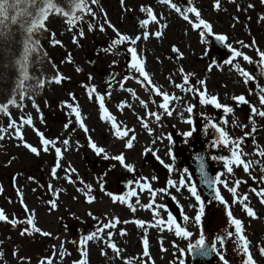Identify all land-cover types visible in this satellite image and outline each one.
Here are the masks:
<instances>
[{
	"label": "rangeland",
	"instance_id": "rangeland-1",
	"mask_svg": "<svg viewBox=\"0 0 264 264\" xmlns=\"http://www.w3.org/2000/svg\"><path fill=\"white\" fill-rule=\"evenodd\" d=\"M173 2L182 8L187 4V0H173ZM237 2L241 7H245L249 0H237ZM251 2L256 5L254 9L237 12L234 4L227 3V0H221V10L217 12L212 7L213 0H193L194 6L200 9L202 18L212 23L214 33L225 34L228 37L226 43L232 44L234 48L251 57L253 60L251 64L244 61L242 57L233 59L223 44L221 47L216 45L214 37L206 36L208 43L201 44L199 30H192L191 25L176 12L169 10L166 6L159 5L157 0H125L126 6L132 8V11L128 12L120 8L119 0H99L97 5H91L93 10L97 12V18L93 19L86 14L74 29V32L81 30L84 32L83 38L79 39V46L72 43L74 32L67 31V25L61 19L52 17V22L48 26L56 32V39L63 42V47L51 46L44 39H42V46L47 53L48 60L56 65L55 69L52 68L53 74L58 70L71 79L64 80L60 85L45 84L41 98H34L35 103L40 108V114L32 107L33 101L27 98L23 102L22 110L11 113L17 121L20 116L31 115L35 128L49 139L68 138L72 128H76V131L71 132L69 150L63 153L61 168L57 170L58 179L55 180L51 179L49 175L50 168L55 162L53 152L44 153L41 151L39 156H35L9 135H5V138L0 140V187L3 188V192L0 193V209L4 210L9 219L16 217L23 220L26 217L27 214L16 196L17 188H19L24 194L25 204L35 213L37 226L52 234L49 237L39 234H34L32 237H22L19 235V230L26 225L18 224L17 228L13 229L9 224L0 221V241H3L0 243V252H3L0 264H21L12 255L13 251L16 250H19L20 256L25 257L24 264H39V261L45 257L52 259L53 264H73L79 259V240L84 235L95 231L97 227H101L104 221L113 216L118 217L121 223L115 229H104V232L111 231L113 233L112 241L121 249V254L117 257L110 249H106L107 255L102 256L100 255V248L105 247L104 242L89 241L86 245L89 264H125V260H131L132 264H145L146 260L147 264H152V261L154 264H177L179 255L172 246L173 242L184 248L189 241L175 237L174 230L168 231L166 225L162 230L153 228L149 224H145L144 227L136 226L131 221L140 219L155 223L152 211L137 205L135 203L137 197L127 198L128 202L135 207V212L127 204L113 203L109 196L100 191L98 181L102 177L105 192L118 196L135 190L140 204H147L151 199L147 190L141 192L137 187L135 181L140 177L148 178L154 190L168 188L171 195L176 196V201H173L170 196L158 194L155 203L167 206L168 212L173 215L177 222L193 233L191 242L194 243L198 238V229L192 219L187 223L183 221L181 209L189 217H194L196 208H190L188 205L195 204V200L189 196L186 188H181V191L177 193L175 188L167 185V180L172 179L178 184L183 175L186 183H192L196 172L193 166L194 155L200 154L199 151H202L201 148L204 146L208 148V163L212 165L214 176L216 177L218 173L225 171L222 162L213 160L212 157L230 156V152L222 145L212 146V141L218 137V134L208 126L209 120L220 125L222 116L227 123L220 126L228 132L230 137H243V151L253 153L252 155H245L243 159L257 162L250 166L251 175L245 173L242 166L233 165V175L229 177L225 174L222 178L227 179L229 184L233 180H240L237 194L247 193L249 200L246 203H249L261 217V219L251 220L243 213L239 204H232L230 207L234 217L240 218L244 223V234L250 241L249 247L256 264H264V257L258 254V246L264 245V207L258 203V198L251 192L253 187L260 188V184L254 181L252 177L258 178L261 174L259 169L264 166V158L254 154L256 150H264V118L252 115L247 105L237 106L231 99L233 95H244L248 101L259 108L258 96L254 94L257 91L256 84L264 87V75H261L259 57L254 48H241L236 43L237 40L250 43L252 39H255L256 47L264 51V22L257 23L258 15L264 14V6L259 4V0H251ZM140 6H151L155 13L166 18L161 21V23L166 24L162 30V36L159 39L150 36L148 41L139 45L145 61V70L150 74L153 82L162 90L182 98L180 102L171 101L170 107L173 104L176 105L173 115H161L158 122L155 121L154 117L146 116V111L161 112L162 110L157 107L161 97L149 95L136 83L135 79L125 81V87L133 89L139 100L146 102L148 106L146 110L140 105L139 100H134L130 93L119 89L115 81L121 80L125 74L137 75L128 69L131 57L125 54V45L118 46L116 49L121 53L120 55L103 52L102 49L108 47L114 34L107 28L102 33L97 27L103 19L102 14L99 13V8L103 7L108 19L122 33L139 34L142 29L138 21L147 18L145 13L139 11ZM234 16L238 17L239 22L233 21L232 17ZM190 18L195 19L191 14ZM89 25H92L91 31ZM158 29V24L150 22L146 30L154 32ZM173 46H176L183 53L182 58H177L178 54L172 52ZM205 49L208 52L207 56L203 55ZM69 54L72 56L71 63L64 59ZM213 60L217 63L209 71L208 66ZM225 60L238 63L255 78L254 81L249 82L248 85L242 83L243 78L230 64H225ZM113 61L116 63L113 64ZM77 67L81 69L79 73L75 71ZM181 67L185 73H194L190 77V84L200 87L196 82L198 79H203L206 82L207 92L216 95L221 104L232 106L233 112L225 115L222 108L215 109L211 105L201 106L198 97H194L190 92L185 93L174 88L167 77L173 75L175 82L182 83V77L178 71ZM89 75L92 76L91 81L87 79ZM47 79L50 80L51 78L47 77ZM107 82H112V95L105 98L106 107L110 114L116 117L118 123L134 130L136 139L133 141L132 149H125L123 141L116 139L109 133V125L98 118V106L86 99L85 89L81 87L85 83L92 84L98 92L103 93L108 90ZM69 92L74 93L77 98L76 102L81 108V115L89 129L92 140L98 146L105 147L110 154L123 152L126 163L133 164L134 172H127L116 161H105L95 156L86 146L87 136L74 123L70 125L67 131L63 129V124L67 122L69 117L66 115V110H62L60 102L69 100L67 95ZM153 100L157 103L154 104ZM121 101H125L131 107L126 106L123 110H119L117 105ZM189 103L195 105L191 114L192 125L184 122L188 116L185 108ZM40 115H42L44 123L40 122ZM138 116L145 117L146 123L152 129L151 135L141 126ZM246 116H252V120L255 121L256 132L251 137L243 136L244 132L249 131L251 127ZM72 119L74 120V117ZM7 123L8 118L0 114V126L6 127ZM240 124L247 126L242 129ZM192 128L195 129L192 136L185 138L181 135L182 132ZM22 134L25 141L33 146H38L39 138L31 128L24 126ZM169 135L172 136L171 144L166 138ZM157 137H162V139H157ZM252 139H255V145L252 144ZM153 140H156L155 144L152 143ZM76 142L81 145L79 148L75 147ZM145 148L151 149L156 155L153 156L151 152H145ZM169 149L172 152L171 157L167 155ZM157 156L165 163L173 165L171 173L160 164ZM9 160L12 161L11 164L8 163ZM69 163L77 170L79 177L85 184L92 185L91 195L95 197L92 204L85 201L83 191H76L77 187L84 188L79 181L75 184H69L63 179L65 175L63 168ZM114 164L116 167H113ZM185 169H187L186 173ZM30 176L34 177V181L28 179ZM72 176L75 179L76 174L73 173ZM153 176L157 179L152 180L151 177ZM187 177H191L192 180H187ZM129 181H133V183L129 184ZM49 183L53 185L54 189L61 190L58 193V199L53 196L52 192L47 191L46 185ZM195 185L200 194L201 189L196 181ZM216 189L221 192L226 201L231 202V194L222 184H217ZM52 199H56L58 207L50 211L48 201ZM202 202L204 203V213L201 217V227L206 242L210 244L217 235L224 236V247L219 249V245H217L218 249L223 252L229 264H241L242 253L238 251V246L234 243L235 237L228 238L225 235L226 230L234 232V228L227 224L223 205L215 201L214 197ZM89 211L97 219L93 220L89 217L87 215ZM157 211L166 220L164 210L157 209ZM125 220L129 223H123ZM121 228L126 230L127 235L123 237L119 235L118 229ZM145 239L148 241L151 260L142 254ZM62 242L64 250L68 253L63 260L59 257ZM161 244L165 249L164 251H161ZM208 256H211V261L208 264H222L215 253L209 252ZM183 259H185L186 264H205L206 257H198L197 262H193L192 256L186 253Z\"/></svg>",
	"mask_w": 264,
	"mask_h": 264
},
{
	"label": "snow or ice",
	"instance_id": "snow-or-ice-1",
	"mask_svg": "<svg viewBox=\"0 0 264 264\" xmlns=\"http://www.w3.org/2000/svg\"><path fill=\"white\" fill-rule=\"evenodd\" d=\"M98 3L99 0H0V45L5 48H9L13 43L18 45L15 50H11V54L8 57L7 63L5 65L6 67H11L13 71L16 72V77L13 86L8 90V95L6 96L5 101L0 102V114L8 118L7 126H0V140H3L5 138V135H9L10 137L18 141L19 145H21L29 153L35 156H39L41 151L44 153L53 152L55 156V162L54 165L50 168L49 172V175L53 180L58 179L57 170L61 168L63 153L69 150L71 132H75L76 128L71 129L68 138L61 139L60 137H57L56 139H49L46 138L42 132L35 128L31 115L20 116L19 120L17 121L13 118L10 108H17L22 110L24 106L23 102L27 98L33 101L32 107L38 114H40V108L34 101L35 94L40 89H43L46 83H55L56 85H60L64 80L71 79V77L64 76L58 70L54 73L50 80L47 78H42L39 74L36 75L35 78H33L32 74L30 73L29 67L33 63H40L41 56H47V53L42 50L41 38H43L51 46L59 45L63 47V42L56 39V32H54L48 26L52 22V17L59 16L64 18L62 22L67 25L66 30L69 32H74L77 23L83 19L84 14H87L93 19L97 18V12L93 10L91 5H97ZM157 3L159 5L166 6L169 10L176 12L184 21L191 25L192 30H199L198 34L201 44L208 43L205 38L206 36L214 37L216 41L222 43L224 47L228 49L233 59L242 57L244 61L250 64L253 63L251 57L234 48L232 44L226 43L228 37L225 34L214 33L212 23L202 18L201 11L194 6L193 0H187V4L183 8L177 3H174L173 0H157ZM227 3L234 4L236 6L237 12H246L249 9H254L256 7V5L251 2V0H249L245 7H241L237 0H227ZM119 4L120 8L123 11H132V8L130 6H126L125 0H119ZM259 4L261 6H264V0H259ZM212 7L215 11H220L221 0H213ZM139 11L145 13L147 17L146 19H140L138 21L140 28L142 29L139 34L129 35L127 33H122L108 19L107 13L105 12V9L103 7L99 8V13L102 14L103 19L97 25V27L98 30L102 33L105 32L107 28L110 29L114 34L108 47L102 49L103 52L111 53L113 55H120L121 53L116 51V49L118 48V46L125 45V54L130 55L131 57L128 64V69L130 70V72H134L137 75L125 74L121 80L115 81L118 84L119 89L124 92L130 93L134 100H139V97H137L133 89L125 87V81L129 79H135L136 83L139 84L146 92H148L149 95L161 97V101L157 104L158 109L162 110L161 112L158 113L157 111H146V116L154 117L155 121L158 122L161 119V115L166 114L167 116H172L173 110L176 108V105L173 104L170 107V102H180L182 98L178 95H172L169 92L162 90L160 86L153 82L150 74L145 70V61L141 55L142 49L139 48V45L148 41L150 36H154L157 39L162 36V30L166 27V24L161 23V21L166 18L160 14L155 13L154 9L151 6H140ZM190 14L195 18L194 20L190 18ZM232 19L235 22H239L238 17L234 16L232 17ZM150 22L158 24L159 29L154 32L146 30ZM261 22H264V14H260L257 17V23ZM89 30H92V25H89ZM17 33H19V37L16 36ZM83 36L84 32L82 30L75 31L72 36V43L79 46V39L83 38ZM236 43L239 44L241 48H254L256 55L259 57L258 63L261 66V75H264V51L256 47L255 39H252L250 43H245L243 40H237ZM171 50L173 53L178 54L177 58H182L183 53H181L176 46H173ZM203 55H208L207 49L204 50ZM64 59L66 62L71 63V54L67 55ZM157 60H159L158 57ZM48 63L50 64L51 68H56V65L53 64L50 60L48 61ZM115 63L116 61H113V64ZM216 63L217 62L213 60L211 64H209L208 70L211 71L212 67L216 65ZM224 63L230 64L231 67L235 69L239 76L243 78L242 83H244L245 85H248L249 82L254 81L255 78L248 71L242 68L238 63H233L231 60H225ZM75 71L79 73L81 69L77 67ZM178 71L180 76L182 77V83L175 82V77L173 75H169V77H167L168 81L173 84L174 88L180 89L181 92L192 93L194 97H198L199 105L201 106L211 105L215 109L222 108L225 115L233 112L234 109L232 106L221 104L220 102H218V97L216 95L209 94L207 92L206 82L203 79L197 80L196 83L200 85V87H196L189 82L190 77L193 76L194 73H185L182 67L179 68ZM33 79L34 83H28L29 81H33ZM87 79L91 81L92 76L89 75ZM113 80H115V77H113ZM107 84L108 90L103 93L98 92L96 87L92 84L85 83L82 84L81 87L85 89L86 99L98 106V118L100 121H103L109 125V133L116 139L123 141V147L125 149H132L133 141L136 139L134 130L129 129L126 126H122L120 123H118L116 117L110 114L108 108L106 107L105 98L111 97L112 95V82H107ZM256 89L257 91L254 94L258 96L259 108L248 101L244 95H233L231 99L237 106L247 105L252 115L264 118V87L257 83ZM67 95L69 97V100L60 102L62 110H66V115L69 117L67 122L63 124V129L67 131L70 128V125L74 123L87 136L86 146L91 150L92 153L95 154V156L105 161H116L119 166L126 169L127 172H134L135 169L133 164L126 163L125 155L123 152L118 154H110L105 149V147L98 146L97 143L92 140L91 136L89 135V129L86 127L84 118L81 115V108L76 102L77 98L75 94L69 92ZM152 102L154 104L157 103L155 100H153ZM139 103L147 110L148 106L144 100H139ZM126 106L131 107V105L126 104L125 101H121L117 105V108L119 110H123ZM194 107L195 105L189 103L185 108L188 116L184 122L188 125L193 124L191 114L193 113ZM72 117H74V120L72 119ZM39 118L40 122L44 123L42 115H40ZM138 119L140 120L141 126L148 131L149 135H151L152 129L146 123L145 117L138 116ZM246 119L251 124V127L249 131L244 132L243 136L251 137L252 134L256 132L255 121L252 120V116H246ZM226 123L227 121L222 116L220 118V125ZM233 123L235 124L236 122L234 121ZM220 125L212 122L211 120L208 121V126L218 134V137L212 141V146L217 147L222 145L224 148L229 150L230 156L219 155L212 157L213 160L221 161L223 164V169L225 170L223 173H218L215 179H210L207 176V173H205L204 171V164L200 163L199 171L201 175V183L212 188L215 193L214 200L223 205V210L227 217V224L234 228V232L226 230L225 235L228 238H232L233 236L235 237L234 243H236V245L238 246V251L242 253L241 264H256V260L254 259L249 247L250 241L244 234V223L240 218L234 217L232 211L230 210V207L232 204H239L243 213L246 214V216L251 220L261 219V217L258 216L256 210L252 206H250L249 203H246V201L249 200V196L247 193L242 195L237 194V190L241 181L233 180L232 183L229 184L228 180L223 179L222 177L225 174H227V176L229 177L233 175V165L242 166L243 171L251 175L250 166L257 162L243 159L245 155L253 154L245 153L243 151V137H230L228 132L225 131ZM24 126L31 128L35 135L39 138L38 146H33L25 141L22 134V128ZM239 126L243 129L247 125L240 124ZM193 131H195L194 128L182 132L181 135L185 138H188L192 136ZM166 138L169 144H171L172 136L169 135ZM157 139H162V137H157ZM152 143L155 144L156 140H153ZM252 144H256L255 139H252ZM80 146L81 145L79 144V142L75 143L76 148H79ZM144 151L151 152L153 156L156 155V153L151 149L145 148ZM254 154L256 156L264 158V150H256ZM167 155L169 157L172 156L171 149H169ZM156 158L159 160L160 164H162L163 167L168 170L169 173L173 171L172 164L165 163L158 156ZM11 162V160L8 161L9 164H11ZM113 167H116V165L114 164ZM184 171L186 173L187 169H185ZM259 171L261 173L260 176L258 178L253 176L252 179L260 184V188L257 189L253 187L251 189V192L254 193L258 198V203L262 207H264V166H261ZM63 172L65 174L63 179L67 183L75 184L77 181H79V183L84 186L83 189L77 187L76 191H83L85 201L88 204H92L95 200V197L91 195L92 185L85 184V182L79 177L77 170L72 167L70 163L63 168ZM73 173L76 174L75 179H73ZM28 179L30 181H34V177L30 176L28 177ZM151 179L155 180L157 179V177L153 176L151 177ZM187 180L190 181L191 177H187ZM132 183L133 181H129V184ZM135 183L141 192L147 190V192L149 193L151 199L147 204H140L139 197L135 190H130L125 195L118 196L110 192H105L102 177L99 178L98 181L100 191L109 196L113 203L119 202L121 204H127V206L133 212H135V207H133V205L128 202L127 198L137 197L135 200V203L137 205H140L141 208L152 211V216L155 223H152L150 221L146 222L140 219L131 221L136 226L144 227L145 224H149L153 228H160L162 230L166 225L168 231L174 230L175 237L184 241H189L184 248H181L179 245L173 242L172 246L177 250V253L179 255L177 264H186L185 259H183L186 253L194 257H206L209 255V252L215 253L222 264H229V261L225 259L223 252L219 250L223 249L224 247V236L217 235L210 244L206 242V238L201 227V217L204 213V203L201 200V195L198 193L195 184L186 183V179L183 175L178 181V184L172 179L167 180V185L169 187L175 188V191L177 193L181 191V188H186L189 196L191 198H194L195 200V204L188 205V207L190 208H196L194 217H189L181 209V216L183 221L187 223L190 219H192L198 229V238L193 243L191 242L193 233L177 222L173 215L168 212L166 205L155 203V198L158 194L170 196L173 201H176V196L171 195V193L168 191V188H159L154 190L151 187L148 178L145 177H140L135 181ZM217 184H222L224 188L231 194V202L226 201L221 195V192L214 187ZM46 189L47 191L52 192L53 196L58 199V193L61 191L60 189H54L51 183L46 185ZM2 192L3 188L0 187V193ZM23 195V192L19 188H17L16 196L19 199L24 212L27 214L26 217L23 220H20L16 217H12L11 219H9L4 210L0 209V221L9 224L13 229L17 228L18 224L26 225V227L19 230V235L22 237H32L34 234H39L40 236L44 237L51 236L52 234L50 232L43 231L40 227L37 226L35 213L27 207L24 202ZM161 198H163V196H161ZM73 199L76 198L73 197ZM48 203L50 204V211L55 210L58 207L56 199H52L48 201ZM157 209L164 210V212L166 213V220L160 216V213L157 211ZM87 215L93 220L97 219V217H95L91 211H89ZM120 223L121 221L119 220V218L113 216L104 221L102 223V226L97 227L95 231L84 235L79 240V259L74 261L73 264H89L88 249L86 247L89 241L104 242L105 247L100 248V255H107L106 249H110L112 253L119 257L121 254V249L117 246L116 243L112 241L113 233L111 231L105 233L104 229H115ZM123 223L127 224L129 223V221L125 220L123 221ZM118 233L121 237L127 235L126 230L123 228L118 229ZM0 243H3V241H0ZM73 243L76 242L73 241ZM217 245H219V249ZM164 250L165 249L161 244V251ZM67 254L68 253H66V251L64 250L62 242L59 251L60 259L63 260V258ZM142 254L145 258L151 260L147 239L144 240ZM258 254L259 256L264 257V245L258 246ZM12 255L16 257L21 262V264H24L25 257L19 255V250L13 251ZM0 258H3V252H0ZM39 264H53V260L45 257L43 260L39 261ZM125 264H132V261L125 260ZM145 264H147V260L145 261ZM152 264H154V261H152Z\"/></svg>",
	"mask_w": 264,
	"mask_h": 264
},
{
	"label": "water",
	"instance_id": "water-1",
	"mask_svg": "<svg viewBox=\"0 0 264 264\" xmlns=\"http://www.w3.org/2000/svg\"><path fill=\"white\" fill-rule=\"evenodd\" d=\"M17 37H19V33L16 34ZM215 43L218 47L222 46V43L215 40ZM18 47L17 44L13 43L10 45L9 48H5L2 45H0V102H4L6 99V96L8 95V90L13 86L16 72L13 71L11 67H6V63L8 60V57L11 54V50H15ZM41 75L45 77H52L54 74L51 70V67L47 61V58L45 56H42L40 66L33 68L32 70V76L33 78L36 77V75ZM28 83H34L33 81H29ZM40 90L37 92L39 93ZM202 151H199L200 154H195V162L193 163L194 168L196 169L195 172V179H193V183L195 184V181L198 183V187L201 189L200 195L201 200H210L214 197L215 193L212 188L208 187L207 185H204L201 183V175L199 171V164H204V171L207 173V176L210 179H215V176L213 174L212 165L208 163V148L207 146H204L201 148ZM199 158V159H198ZM216 188V185L214 186ZM225 242V241H224ZM193 262H197V259L199 256H192ZM211 261V256H206V259L204 260L205 264H208Z\"/></svg>",
	"mask_w": 264,
	"mask_h": 264
},
{
	"label": "bare ground",
	"instance_id": "bare-ground-1",
	"mask_svg": "<svg viewBox=\"0 0 264 264\" xmlns=\"http://www.w3.org/2000/svg\"><path fill=\"white\" fill-rule=\"evenodd\" d=\"M85 15H86V14H84L83 17H84ZM56 17H58V18L61 19L62 21H63V19H64V18L59 17V16H56ZM42 39H43V38H41V44H42ZM42 50L45 52V50L43 49V46H42ZM46 58H47V61H49V60H48V56H46ZM41 59H42V56L40 57V61H41ZM40 63H41V62H40ZM40 63H33V64L30 65L29 70H30V73H31V74H32V70H33V68L40 66ZM49 65H50V64H49ZM51 70H52V68H51ZM42 78H47V77L42 76ZM41 96H42V89H40V92H39V93H36V94H35L34 98L40 99ZM16 110H20V109H17V108H10V111H11V112L16 111Z\"/></svg>",
	"mask_w": 264,
	"mask_h": 264
}]
</instances>
